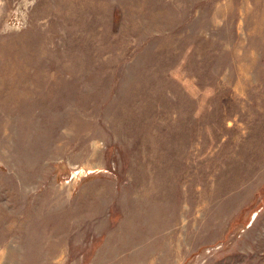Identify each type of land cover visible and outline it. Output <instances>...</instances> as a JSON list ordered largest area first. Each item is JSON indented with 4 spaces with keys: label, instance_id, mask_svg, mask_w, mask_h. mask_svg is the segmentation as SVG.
<instances>
[{
    "label": "rangeland",
    "instance_id": "374dc122",
    "mask_svg": "<svg viewBox=\"0 0 264 264\" xmlns=\"http://www.w3.org/2000/svg\"><path fill=\"white\" fill-rule=\"evenodd\" d=\"M0 264H264V0H0Z\"/></svg>",
    "mask_w": 264,
    "mask_h": 264
}]
</instances>
